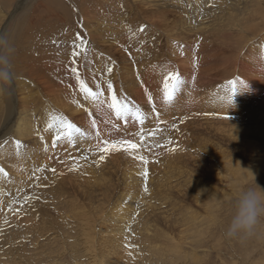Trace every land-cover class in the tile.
<instances>
[{"label":"rangeland","instance_id":"rangeland-1","mask_svg":"<svg viewBox=\"0 0 264 264\" xmlns=\"http://www.w3.org/2000/svg\"><path fill=\"white\" fill-rule=\"evenodd\" d=\"M174 1L173 4L179 5H170L172 8L154 9L149 5L150 9H142L146 15L139 9L143 5L138 7L139 10L132 9L131 0H105L104 3H97V0L0 1V24L3 29L6 27L5 32L0 30V36L7 41L6 45H0V55L9 57L12 77L10 83L0 85V169L5 168L0 171V182L3 183V193L0 192V264H264V215L252 235L243 239L225 235L240 194L249 188L264 189V19L260 18V12L264 14V0H215V3L213 0L212 4L207 3V15L201 12L204 0ZM228 1H233L234 6L226 5ZM257 10H260L259 18L252 16V20H248L249 11ZM194 11L201 17H191ZM183 21L187 22V30L208 27L192 34L183 33ZM225 24L226 27H222ZM141 26H146L144 31L140 30ZM77 32L87 44L78 49L81 55L70 65V52ZM107 40L113 42L112 48L105 43ZM106 45L109 47L105 48ZM58 48L64 50V54L68 52L64 58L54 51ZM21 56L33 63L42 59L48 70L53 63L56 69L51 67L49 73L61 80H58L62 83L61 89L73 87L82 99L84 95L70 72L71 66L78 67L82 78L93 90H98L94 87L95 82L110 94L106 90V81L111 79L118 96H122L119 98L126 97L130 106L140 107L146 117L145 124L131 118L127 123L118 120L108 107L102 114L95 115L98 111H90V102L87 109L79 113L62 110L54 105V101L49 103L42 87H37L36 72L32 74L25 70ZM98 56L102 61L96 60ZM123 57L129 61L125 62L127 66L136 63L138 82L134 85L142 87L144 100L135 98L131 86L121 82ZM15 59L21 63L17 64ZM149 61L152 63L147 64ZM109 67L113 69L111 73L107 72ZM169 72H179L184 83L173 101L165 103L163 79ZM230 80L237 81L234 95L228 84ZM27 84H36L33 92ZM19 85L26 87L28 95L39 93L34 101L28 102L29 108L38 110H34L36 119L42 117L45 109H52V115L64 114L63 117L70 118L78 127L84 126L81 130L86 135L74 136L75 143L61 139L53 147L52 139L56 133L53 127V132L47 133L52 152L39 157L44 150L33 155L35 147L40 149L37 138L40 133L44 135L39 127V132H29L33 140L23 137L19 139L21 149L16 144L14 152L10 150L8 145L12 142L9 141L15 137L12 132L6 134L16 120L13 113L20 110L11 107L14 103L20 105L16 97L18 87L21 90ZM148 93L153 97L151 102ZM70 96L71 101L73 96ZM225 96L230 99L228 103H225ZM102 97L106 104L110 101V97ZM245 97L247 107L241 104ZM156 113H159L158 118ZM93 120L96 121L95 128L92 127ZM4 124H9V129ZM174 124L176 128H173ZM141 129L145 141L140 149L132 152L113 150L104 154L103 161L99 160L103 154L100 152L104 147L103 140L127 139L141 144L138 135ZM159 129L167 131V135ZM220 129V132L216 131ZM151 131L157 135L148 136ZM2 134L5 136L1 137ZM146 136L149 139L146 140ZM76 144L77 151H81L77 157L84 161L82 163L73 160L78 158L75 150L72 154L70 151ZM156 144L165 146L157 147ZM143 153L149 161L147 165L136 159ZM34 156L41 158L36 170L21 163ZM87 164H91V168ZM145 168L148 170L146 182L142 175ZM94 170L97 173H93ZM20 174L22 179H19ZM102 174L110 186L103 187L97 180V175ZM62 190L67 192L63 194ZM102 201L106 203L101 204Z\"/></svg>","mask_w":264,"mask_h":264},{"label":"bare ground","instance_id":"bare-ground-1","mask_svg":"<svg viewBox=\"0 0 264 264\" xmlns=\"http://www.w3.org/2000/svg\"><path fill=\"white\" fill-rule=\"evenodd\" d=\"M1 1V0H0ZM107 1H109V0H107ZM172 1V2H171ZM182 1V0H181ZM186 1V0H185ZM213 0H204L203 2L205 3L204 4V6H203V8H202V11L201 12H204L205 14H206V10H207V3H209V4H212L211 2H212ZM218 1V0H217ZM233 1H235V0H233ZM233 1H228L227 3H226V5H231V6H234V3H233ZM105 2V0H97V3H104ZM131 2L132 3H129V4H132L133 6H132V9H138V7L139 6H141V5H143V6H141L139 9H150V6H152V7H154V9H156V8H158V7H161V6H169V7H171L170 5H176V3L175 4H173L175 1L174 0H131ZM201 2V1H200ZM202 2V3H203ZM214 3H215V0L213 1ZM93 3V2H92ZM190 3H191V1H190ZM216 3H218V2H216ZM178 4V3H177ZM219 4V3H218ZM262 4H264L263 2H262ZM107 6L109 5V4H106ZM150 5V6H149ZM179 5V4H178ZM181 5V4H180ZM193 5V4H192ZM191 5V6H192ZM195 5H197V4H195ZM198 5H200V3L198 4ZM222 5V4H221ZM59 6H60V4H59ZM185 6V5H184ZM212 6V5H211ZM210 6V8H212ZM218 6H220V4L218 5ZM103 7V6H102ZM131 7V6H130ZM181 7H183V6H181ZM223 7H224V5H223ZM226 7V6H225ZM58 8H60V7H58ZM98 8V7H97ZM104 8V7H103ZM107 8V7H106ZM162 8V7H161ZM164 8V7H163ZM168 8V7H167ZM172 8V7H171ZM173 8H176V7H173ZM179 8V7H178ZM198 8V7H197ZM214 8V7H213ZM216 8V7H215ZM214 8V9H215ZM227 8V7H226ZM246 8V7H245ZM57 9V8H56ZM91 9V8H90ZM138 9V10H139ZM159 9V8H158ZM165 9V8H164ZM177 9V8H176ZM181 9V8H180ZM184 9V8H183ZM200 9V8H199ZM209 9V8H208ZM220 9V8H219ZM218 9V10H219ZM140 10V11H141ZM186 10V9H185ZM185 10H181L182 12L184 11L185 12ZM201 10V9H200ZM216 10V9H215ZM222 10V9H221ZM250 10V9H249ZM261 10V9H260ZM260 10H257V11H254V12H252L251 13V11H249V15H250V19H248V20H252V16H257L258 14H259V12H260ZM264 10V9H263ZM59 11V10H58ZM178 11H179V9H178ZM180 11V12H181ZM210 11V10H209ZM213 11V10H212ZM227 11V10H226ZM229 11V10H228ZM227 11V12H228ZM85 12V11H84ZM96 12V11H95ZM142 12H143V14H144V11L142 10ZM159 12V11H158ZM160 12H162V11H160ZM170 12H171V10H170ZM179 12V13H180ZM188 12V11H187ZM195 12V14L194 15H190L191 17H193V18H196V17H201V16H199L200 14H198V15H196L197 13H196V11H194ZM222 13L224 12V10H222L221 11ZM220 12V13H221ZM113 13V12H112ZM151 13V12H150ZM163 14H164V12H162ZM162 13H161V15H162ZM173 13V12H172ZM175 13V12H174ZM193 13V12H192ZM191 13V14H192ZM210 13V12H209ZM229 13V12H228ZM95 14V13H94ZM186 14V13H185ZM112 15V14H111ZM116 15V14H115ZM142 15V14H141ZM144 15H146V14H144ZM152 15H153V13H152ZM157 15H158V13H157ZM165 15V14H164ZM207 15V14H206ZM224 15V14H223ZM226 15V14H225ZM233 15V14H232ZM260 18H262V19H264V14L262 13V12H260ZM163 16V15H162ZM161 16V18H163ZM202 16H203V14H202ZM227 16V15H226ZM111 17V16H110ZM176 17H177V15H176ZM182 17V16H181ZM183 17H184V15H183ZM221 17H223L222 15H221ZM231 17V16H230ZM113 18V17H112ZM160 18V17H159ZM166 18V17H165ZM168 18V17H167ZM225 18V17H224ZM224 18H223V20H224ZM240 18V17H239ZM257 18H259L258 16H257ZM85 19H86V17H85ZM164 19V18H163ZM185 19V18H184ZM190 19V18H189ZM227 19V18H226ZM231 19V18H230ZM165 20V19H164ZM228 20H229V18H228ZM233 20V19H232ZM107 21V20H106ZM163 21V20H162ZM189 21V20H188ZM191 21H192V19H191ZM197 21V20H196ZM227 21V20H226ZM231 21V20H230ZM229 21V22H230ZM240 21V20H239ZM244 21V20H243ZM122 22V21H121ZM131 22V21H130ZM165 22V21H164ZM182 22V21H181ZM180 22V23H181ZM184 23H183V25L181 24V26H182V32L183 33H189V34H192V32H198V31H202L203 29H206L207 27H208V25H206L207 27H204L203 29L200 27H198L196 30H192V27H191V29L190 30H187L186 29V26H185V24L187 23H185V21H183ZM213 22V21H212ZM236 22V21H235ZM234 22V23H235ZM246 22V21H245ZM128 23V22H127ZM191 23V22H190ZM189 23V24H190ZM200 23V22H199ZM228 22H226V24H227ZM240 23H242V22H240ZM126 24V23H125ZM131 24H132V22H131ZM192 25H193V23H191ZM197 24V23H196ZM204 24V23H203ZM219 24V23H218ZM217 24V25H218ZM226 24H225V26H222V27H226ZM229 24H231V22L229 23ZM244 24V23H243ZM243 24H241V25H243ZM247 24H249L248 22H247ZM255 24V23H254ZM124 25V24H123ZM201 25V24H200ZM205 25V24H204ZM221 25V24H220ZM219 25V26H220ZM241 25H239V26H241ZM251 25V24H250ZM249 25V26H250ZM129 26H130V24H129ZM237 26V25H236ZM248 26V27H249ZM229 26H227V28H228ZM256 27V26H255ZM255 27L254 28H252V30H254L255 29ZM193 28H196V27H193ZM229 28H231V27H229ZM5 29H6V27L3 29V25H1L0 24V30H2L3 32H5ZM134 29V28H133ZM183 29H186L185 31H183ZM232 29V28H231ZM238 31H239V29H238V27L236 28ZM249 29H251V28H249ZM235 30V29H234ZM236 30V31H237ZM241 30V29H240ZM243 30V29H242ZM256 30H257V28H256ZM258 31V30H257ZM262 31H264V29L262 30ZM223 32H225V31H223ZM231 32V31H230ZM200 33V32H199ZM227 33H229V32H227ZM231 33H233V32H231ZM230 33V34H231ZM242 34V33H241ZM190 36V35H189ZM45 37V36H44ZM115 37V36H114ZM223 37V36H222ZM46 38V37H45ZM59 38V37H58ZM243 38V37H242ZM64 43V42H63ZM105 43H107V44H110L109 46H110V48H112V44H113V42L112 41H110V40H107V41H105ZM40 44V43H39ZM42 44H44V43H42ZM46 44V43H45ZM116 44V43H115ZM42 46V45H41ZM60 46V45H59ZM67 46V45H66ZM108 45H106L105 46V48H108L109 47ZM52 47V46H51ZM37 48H39V47H37ZM41 48V47H40ZM43 48H44V46H43ZM45 48H47V47H45ZM61 48V47H60ZM66 48V47H65ZM64 48V49H65ZM95 48V47H94ZM131 48V47H130ZM142 49H144V48H142ZM146 49V48H145ZM147 49H150V47H147ZM94 50V49H93ZM198 50V49H197ZM33 51V50H32ZM38 51H40V50H38ZM55 52H58V55L61 57V58H64L66 55H67V53H63V51H61L59 48H58V50H54ZM41 52V51H40ZM44 52V51H43ZM105 52V51H104ZM103 52V53H104ZM126 52V51H125ZM47 53V52H46ZM45 53V54H46ZM95 53V52H94ZM145 53H147V52H145ZM145 53H140V55H144ZM43 55H44V53H42ZM48 54V53H47ZM238 54V53H237ZM17 55V54H16ZM40 55V54H39ZM50 55V54H49ZM139 55V56H140ZM39 57V56H38ZM47 57V56H46ZM148 57V56H147ZM124 58V57H123ZM122 58V62H123V64H125L124 66H123V68L121 67V71L123 72L122 74H121V72H120V75H121V82H123V84L125 85V83L126 84H128V85H130L131 86V91L135 94V98H137V99H143L144 100V92H143V89H142V87L141 86H139V85H134L135 83H137L138 82V79H137V77H136V68H134V66H135V62L134 63H130V66H127V64L125 63V62H127L128 60H127V58H124L123 59ZM134 59V58H133ZM35 60H37V59H35ZM96 60L98 61V62H100V61H102V57H96ZM150 60V59H149ZM21 61H22V63H21ZM21 61H19V60H16L15 59V62L17 63V64H20L21 63V65L23 64V67L25 68V70H28V71H30V73H32V72H36V78H37V80H38V85H37V87H39L40 86V88L42 87V93H44V94H46L47 95V101H49V103L51 102V101H54V105L56 106L57 105V107H59V108H61L62 110H65V111H67V112H71V113H75V112H77V113H79V112H81L80 110H83V109H87V106H89V102L90 103H92V106H94L93 108H91L90 107V111H92L93 113H94V110L96 109L98 112L97 113H95V115L96 114H98V113H100V114H102L104 111H106V109H107V104L106 103H104L103 104V106L101 107V108H98L96 105H94V103H93V101H91L90 99L89 100H86L85 101V99H82V96L81 95H79V93H77L78 91H76V89L75 88H69V89H67V90H63V89H61L62 88V86L60 85V84H62V83H60L61 82V80L60 79H57V78H55L54 76H52V74H50L49 72H50V70H51V67H54V69H56V67L55 66H53L52 64H51V67H50V69L48 70V65H44L43 63H42V59H39L38 61H39V63H33V62H30L29 61V59H27L26 57H23V56H21ZM135 61V60H134ZM151 61V60H150ZM148 62L147 64H151L152 62ZM129 62V61H128ZM54 63H55V65H59L57 62H55L54 61ZM142 63V62H141ZM15 64V63H14ZM48 64V63H47ZM77 64V63H76ZM63 65H64V63H63ZM91 65V64H90ZM141 65V64H140ZM224 66V65H223ZM16 67V66H15ZM148 67V66H147ZM98 69V68H97ZM18 70H20V69H18ZM93 71V70H92ZM19 72V71H18ZM83 72H85V71H83ZM140 72V71H139ZM257 73V72H256ZM33 74V73H32ZM85 74V73H84ZM92 74V73H91ZM88 75L89 76H91L89 73H88ZM250 76V75H249ZM148 77V76H147ZM256 77V76H255ZM90 78V77H89ZM258 78H260V77H258ZM91 79H93V77L91 78ZM90 79V80H91ZM58 80H60V82L58 81ZM89 80V81H90ZM258 80H261V79H258ZM67 81V80H66ZM94 84H96L97 85V83H95V82H93ZM27 85H29V88H30V92H33L34 91V86L36 85V84H33V85H30V84H27ZM63 85H64V83H63ZM91 85H92V83H91ZM96 85L94 86V85H92V86H94V87H96ZM19 86H21V90H20V88L18 87V89H17V95L18 96H16L17 98H18V100H19V102H20V105L19 106H17V104H12L11 105V107L12 108H14V107H18V108H20V110L19 111H17V112H14L13 113V115L15 114V116H16V120L14 119V122H12V127H11V130L6 134V136H8L9 134H11V132L14 134V137H15V139L14 138H12L13 140H11V141H9V139H8V141L9 142H12L11 144H9L8 145V148L10 149V150H13V147H15L16 148V144H17V141H19V139H21V138H23V137H29V139L31 138L32 139V137H31V133H29V132H35L36 130L38 131V129H39V127H40V132L42 131V132H44V135L43 134H41L40 133V137H41V139H38V138H40V137H38V136H36V137H38L37 138V140H39L38 141V143H39V148L40 149H38V148H36L35 147V153H33V155H36V154H38L40 151H41V149L42 150H44V152H40V154H42L41 156L39 155V157H42V156H47L46 155V152H52V151H50V146H49V140H50V136H49V134H47V133H52L53 132V130L51 129V130H46L45 129V127H46V125L49 123V121L51 122V121H53V117H57L56 115H52V109H45V111L43 112V115H42V117L41 118H38V119H36L35 117H36V115H35V111L34 110H37V109H34V108H29L30 106H31V104H30V106H28V102H29V100H32V101H34L35 99H36V96L38 97V95H39V93L37 94V95H34L33 93H31V94H29L28 95V93H27V90H25L26 89V87H24L23 85H19ZM68 86V85H67ZM126 86V85H125ZM124 87V86H123ZM103 89H104V87H102ZM105 90V89H104ZM22 91V92H21ZM242 91V90H241ZM119 92H122V91H119ZM227 93V92H226ZM231 93V92H230ZM72 95L73 96V98H72V100L70 101L69 99L71 98V96L70 95ZM133 94V95H134ZM153 94V93H152ZM249 94V93H248ZM14 95V94H13ZM231 95V94H230ZM229 95V96H230ZM221 96V95H220ZM242 96V95H241ZM48 97H49V99H48ZM110 97V94H107L106 93V91H104V95H103V97L102 98H104V99H108ZM118 97H122V96H118ZM144 97V98H143ZM148 97V96H147ZM32 98V99H31ZM241 98V97H240ZM136 100V99H135ZM224 100H225V103H228L229 101H230V99L228 98V97H224ZM74 101H78L79 102V104H81V105H83V107H79V106H77V104L76 103H74ZM106 102V101H105ZM222 102V101H221ZM30 103V102H29ZM52 104H53V102H51ZM108 103V102H107ZM153 103V102H152ZM151 103V105H154V104H152ZM223 104V103H222ZM241 104L244 106V107H247L246 106V104H247V102H246V97L245 98H243V99H241ZM53 105V106H54ZM78 107V108H77ZM75 108H77V109H75ZM152 108V107H151ZM16 109V108H15ZM55 109H56V107H55ZM158 109V108H157ZM18 110V109H17ZM38 111V110H37ZM201 111V110H200ZM220 112V111H219ZM219 112H217V113H219ZM8 113V112H7ZM63 113V112H62ZM65 113V112H64ZM86 113V112H85ZM41 114V113H40ZM82 114V113H81ZM90 114H91V112H90ZM39 115V114H38ZM62 115V114H61ZM60 115V116H61ZM64 115V114H63ZM62 115V116H63ZM68 115H70V114H68ZM5 116H6V113H5ZM41 116V115H40ZM39 116V117H40ZM50 116H52V117H50ZM66 116V115H65ZM71 116H73V114L71 115ZM154 116V115H153ZM219 116H220V114H219ZM74 117V116H73ZM72 117V118H73ZM96 118V117H95ZM167 118V117H166ZM212 118H213V116H212ZM215 118V117H214ZM6 119V118H5ZM70 119V118H69ZM83 119V118H82ZM211 119V118H210ZM41 120H42V122H41ZM212 120V119H211ZM222 120V119H221ZM79 121V120H78ZM215 121H216V118H215ZM219 120H217V122H218ZM222 121H224V118H223V120ZM208 122V121H207ZM236 123V122H235ZM145 124V123H144ZM5 125V124H4ZM114 125V124H113ZM158 125V124H157ZM156 125V126H157ZM7 126V128L9 129V127H10V125L9 124H6L5 125V127ZM160 126H162V125H160ZM214 126V125H213ZM82 127H84V126H82ZM81 127V128H82ZM119 127V126H118ZM137 127V126H136ZM158 127V126H157ZM216 127V126H215ZM120 128V127H119ZM122 128V127H121ZM160 128V127H159ZM162 128V127H161ZM218 128V127H217ZM224 128V127H223ZM84 129V128H83ZM91 129V128H90ZM89 129V130H90ZM132 129V128H131ZM139 129V128H138ZM158 129V128H157ZM156 129V131H158ZM162 131H160V129H159V131L160 132H164V130L163 129H161ZM232 130H234V128L232 129ZM1 131H2V129H1ZM216 131H221V129L220 130H216ZM223 131V130H222ZM39 132V131H38ZM88 132V131H87ZM132 132V131H131ZM166 132V133H165ZM164 133L167 135V131H165ZM227 132V131H226ZM157 133V132H156ZM169 133H171V132H169ZM89 134V133H88ZM133 134V133H132ZM159 134V133H158ZM161 134V133H160ZM164 134V135H165ZM78 137H80V135L79 134H76ZM75 135V137H77ZM157 135V134H156ZM162 135V134H161ZM160 135V136H161ZM5 135H3L2 134V136L1 137H4ZM159 136V137H160ZM169 136V135H168ZM162 137H163V135H162ZM162 137H160V138H162ZM166 137V136H165ZM96 138V137H95ZM147 138H148V136H146V140H147ZM30 139V140H31ZM82 139V138H81ZM97 139V138H96ZM149 139V138H148ZM153 139V138H152ZM159 139V138H158ZM16 140V141H15ZM33 140V139H32ZM36 140V141H37ZM90 140V139H89ZM98 140V139H97ZM100 140V139H99ZM22 141V140H21ZM77 141V140H76ZM95 141V140H94ZM154 141V140H153ZM79 142V141H78ZM163 142V141H162ZM157 143V142H156ZM36 144V143H35ZM63 144V143H62ZM215 144V143H214ZM213 144V145H214ZM37 145V144H36ZM157 145V144H156ZM38 146V145H37ZM65 146V145H64ZM164 146H165V144H164ZM219 146H220V144H219ZM87 147H89V146H87ZM154 147H156V146H154ZM204 147H205V145H204ZM5 148V147H4ZM18 148V147H17ZM20 149H21V147H19ZM81 148V147H80ZM79 148V149H80ZM91 148V147H90ZM157 148V147H156ZM184 148V147H183ZM207 148V147H206ZM82 149V148H81ZM149 149V147L147 148V150ZM151 149V148H150ZM162 149V148H161ZM186 149V148H185ZM208 149V148H207ZM6 150V149H5ZM8 150V149H7ZM6 150V151H7ZM15 150V149H14ZM14 150H13V152H14ZM66 150V149H65ZM68 150V149H67ZM66 150V151H67ZM75 150V151H74ZM146 150V149H145ZM17 151V150H16ZM21 151V150H20ZM71 151V154H72V151H74L75 152V154H76V156L75 157H77L78 155L77 154H80V150L79 151H77V144H76V146L75 147H73L72 148V150H70ZM69 152V151H68ZM84 152V151H83ZM168 152V151H167ZM216 152V151H215ZM232 152V151H231ZM24 153H26L27 154V152H25V151H22V154H24ZM58 153V152H57ZM159 153V152H158ZM214 153V152H213ZM15 154V153H14ZM60 154V153H59ZM70 154V153H69ZM122 154V153H121ZM149 154V153H148ZM185 154V153H184ZM21 155V154H20ZM81 155V154H80ZM123 155V154H122ZM126 155V154H125ZM142 155H144V153L142 154ZM146 155H147V153H146ZM183 155V154H182ZM215 155V154H214ZM13 156V155H12ZM15 157L17 156V155H14ZM25 156V155H24ZM84 156V155H83ZM149 156V155H148ZM147 156V157H148ZM150 156H151V154H150ZM185 156V155H184ZM9 157V159H10V156H8ZM18 157V156H17ZM36 157L37 156H34L33 158H30L29 160H27V162H25V161H22L21 163L22 164H24V166L25 167H27V168H29V166H31V168L33 169V170H36L37 168H39V163H40V161H41V158H38V159H36ZM24 158V157H23ZM22 158V159H23ZM25 158H27V157H25ZM72 158V157H71ZM78 158V160L76 159V158H74L73 160H75V161H79V157H77ZM84 158V157H83ZM149 158V157H148ZM11 159H13L12 157H11ZM18 159V158H17ZM17 159H16V161H17ZM209 159V158H208ZM8 160V159H7ZM14 160H15V158H14ZM47 160V159H46ZM84 160H86V158L84 159ZM150 160H151V158H150ZM206 160V159H205ZM10 161V160H9ZM12 161V160H11ZM50 161V160H49ZM64 161H65V159H64ZM74 161V162H75ZM81 161V160H80ZM79 161V162H80ZM87 161V160H86ZM85 161V163H87V162H89V161H87L86 162ZM1 162H3V160H1ZM18 162V161H17ZM16 162V163H17ZM44 162H45V159H44ZM48 162V161H47ZM82 162H84V161H81V163ZM4 163V162H3ZM8 163V162H7ZM15 163V162H14ZM14 163H12L13 165H14ZM15 163V164H16ZM50 163V162H49ZM53 163V162H52ZM84 163V164H85ZM6 164V163H5ZM11 164V165H12ZM17 165V164H16ZM21 164H19V166H20ZM51 165V164H50ZM83 165V164H82ZM185 165V164H184ZM23 166V167H24ZM83 166H85V165H83ZM87 166L88 167H90L91 168V164H87ZM86 166V167H87ZM108 166V165H107ZM109 166H111V164L109 165ZM112 166H114V165H112ZM0 167H2V166H0ZM13 167H15V166H13ZM177 167V166H176ZM10 168V167H9ZM20 168V167H19ZM89 168V169H90ZM189 168V167H188ZM5 169V168H4ZM3 169V170H4ZM13 169V168H12ZM18 169V168H17ZM24 169V168H23ZM82 169H83V167H82ZM88 169V170H89ZM106 169V168H105ZM175 169H177V168H175ZM20 170V169H19ZM32 170V171H33ZM86 170V169H85ZM15 171V170H14ZM50 171V170H49ZM91 171V170H90ZM111 171V170H110ZM27 172V171H26ZM25 172V173H26ZM37 172V171H36ZM8 173H10V171H8ZM11 173H13V172H11ZM28 173H30V172H28ZM39 173V172H38ZM93 173H97L95 170L93 171ZM0 174H1V172H0ZM31 174V173H30ZM83 174V173H82ZM178 174V173H177ZM7 175H9V174H7ZM6 175V176H7ZM21 175V174H20ZM24 175V174H23ZM26 175V174H25ZM24 175V176H25ZM92 175V174H91ZM5 176V178H8V177H6ZM26 176H28V175H26ZM25 176V177H26ZM57 176V175H56ZM1 177H3V175L1 176ZM11 177V176H10ZM9 177V178H10ZM46 177V176H45ZM4 178V177H3ZM13 179H14V176L12 177ZM12 178H10V180H13ZM17 178H18V176H17ZM23 177H22V175H21V177L19 178V179H22ZM9 180V181H10ZM17 179H16V177H15V180L14 181H16ZM67 180H69V179H67ZM66 180V181H67ZM97 180H99L100 182H102V185H103V187H108V186H110V184L109 183H105V181H104V177H103V174L101 175V176H98L97 175ZM103 180V181H102ZM13 181V182H14ZM63 181H65L64 179H63ZM6 182V181H5ZM1 183V182H0ZM66 183H68V182H66ZM98 183V182H97ZM49 184H51V183H49ZM107 184H109V185H107ZM161 184V183H160ZM7 185H9V183L7 184ZM16 185V184H15ZM14 185V186H15ZM31 185V184H30ZM72 185V184H71ZM99 185V184H98ZM101 185V186H102ZM162 185V184H161ZM1 186H3V183H1L0 184V192H2V187ZM51 186V185H50ZM53 187V186H52ZM51 187V188H52ZM5 188V187H4ZM28 188V187H27ZM72 188V187H71ZM50 189V188H49ZM52 189H54V191H55V188H52ZM6 190V189H5ZM168 190V189H167ZM204 190V189H203ZM39 191V190H38ZM58 191V190H57ZM63 191V190H62ZM158 191V190H157ZM178 191V190H177ZM5 192H7V191H5ZM45 192V191H44ZM67 192V191H66ZM65 191H63V194H65L66 193ZM3 193V192H2ZM46 193H47V191H46ZM50 193H51V191H50ZM61 193V192H60ZM69 193H71V195H72V192H69ZM153 193V192H152ZM49 194V193H48ZM48 194H47V196H48ZM68 194V193H67ZM157 194V193H156ZM5 195H6V193H5ZM39 195V194H38ZM50 195V194H49ZM69 195V194H68ZM71 195H69L67 198H70L71 197ZM1 197V196H0ZM11 197V196H10ZM93 197H94V195H93ZM155 197V196H154ZM89 200H91V198H92V195H90L89 197ZM40 200V199H39ZM94 200V199H93ZM167 200V199H166ZM93 202H95V201H93ZM92 202V203H93ZM129 202H130V200H129ZM166 202V201H165ZM106 202L105 201H102L101 202V204H105ZM161 204V203H160ZM107 205V204H106ZM96 206H100V205H96ZM104 206V205H103ZM102 207V206H101ZM41 208V207H40ZM98 208V207H97ZM94 209V208H93ZM39 211H41V213L40 214H44V212L42 211V210H39ZM128 212H129V210H128ZM37 213H38V211H37ZM40 217H43V216H41V215H39ZM38 216V217H39ZM40 219V218H39ZM167 221V220H166ZM87 222H88V220H87ZM96 222V221H95ZM98 223V222H97ZM98 224H100V223H98ZM123 225L125 224V220H123V223H122ZM87 225H89V224H87ZM99 227V226H98ZM87 228H89V226L87 227ZM101 229V228H100ZM152 229V228H151ZM148 231V230H147ZM89 233V232H88ZM91 233V232H90ZM101 233V232H100ZM104 233V232H103ZM93 234V233H92ZM92 236V235H91ZM90 237V236H89ZM89 240V239H88ZM90 241V240H89ZM90 242H92V240L90 241ZM94 242V241H93ZM96 242V241H95ZM94 244V243H93ZM36 247V246H35ZM20 248V247H19ZM95 248V247H94ZM20 251V250H19ZM17 253V252H16ZM19 253V252H18ZM4 256V255H3ZM14 259H15V257H13ZM19 259H20V256L18 257ZM16 259H17V257H16ZM22 259V258H21ZM15 261V260H14ZM22 261V260H21ZM6 263V262H5ZM14 264V263H13ZM19 264V263H18ZM20 264H21V262H20Z\"/></svg>","mask_w":264,"mask_h":264},{"label":"snow or ice","instance_id":"snow-or-ice-1","mask_svg":"<svg viewBox=\"0 0 264 264\" xmlns=\"http://www.w3.org/2000/svg\"><path fill=\"white\" fill-rule=\"evenodd\" d=\"M146 26H141L140 30L144 31ZM76 41H79V44H76ZM87 44V41L83 39L81 34L77 32L75 34V39L73 41V48L70 52V65L75 63V60L77 57L81 55V51L78 50L79 48L85 46ZM113 69L109 67L107 69L108 73H111ZM71 74L74 75L75 80L79 86V91L83 93L85 100H91L93 101L98 108H101L103 104L105 103L104 100L101 99V97L104 95V89L101 87L100 84L96 85V88L98 90H93L92 87L89 86L88 83H86L85 79L82 78L81 72L79 71L78 67L71 66L70 67ZM184 81L181 78V75L179 72H169L163 79V100L165 103H171L173 99L175 98V95L177 91L180 88V85L183 84ZM107 84V92L110 93V101L107 103V107L109 110L113 111L115 113V117L119 119H123L125 123L128 122L129 118H131L133 121H138L139 124L144 125L146 117L144 113L141 111L139 106H130L131 102L128 101V99L125 97L123 99L118 97L117 91L114 89V85L111 79H108L106 81ZM228 84L231 85V91L233 95L237 92V81L236 80H230L228 81ZM153 99L151 93H148V101L151 102ZM74 103L77 104L79 107H83V105L79 104L78 101H74ZM153 111H155V108L153 107ZM157 118L159 117V113H156ZM163 123V122H160ZM53 127L56 128V133L54 138L52 139V146L56 147L58 142L61 139L67 138L68 142L75 143L74 136L76 134H79L80 136H85L86 133L82 132L81 127H78L75 123H73L71 120L67 119L63 116H57L53 117V121L48 123L46 130H51ZM92 127H96V121H92ZM173 128H176V125H173ZM141 144L135 143L132 140L122 139L119 141H112L109 142L108 140H103L104 147L100 148V152L103 153L99 156V160L103 161L105 159V155L109 153L110 151H120L124 150L125 152H132L135 150H138L142 147L143 142L145 141V136L143 135V129H141L140 133H138ZM156 133L154 131H151L148 133V136H155ZM97 138H99V132H96ZM171 143V141H169ZM20 141H17V147H19ZM157 147H164L163 145H156ZM173 151L175 149H172ZM136 159L141 161L144 165H147L149 161L145 159L143 155L136 156ZM0 171H3V169H0ZM51 171L55 172V169H52ZM145 182L147 181L148 177V170L147 168L144 169V172L142 173ZM145 190H147L145 188ZM27 199V198H26Z\"/></svg>","mask_w":264,"mask_h":264},{"label":"clouds","instance_id":"clouds-1","mask_svg":"<svg viewBox=\"0 0 264 264\" xmlns=\"http://www.w3.org/2000/svg\"><path fill=\"white\" fill-rule=\"evenodd\" d=\"M7 41L0 36V45ZM10 60L7 55H0V85L11 82ZM248 84H246L247 89ZM259 187V186H258ZM259 191L253 188L244 190L235 203L234 215L226 229L228 238H245L253 234L260 217L264 215V189Z\"/></svg>","mask_w":264,"mask_h":264}]
</instances>
